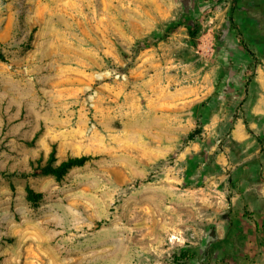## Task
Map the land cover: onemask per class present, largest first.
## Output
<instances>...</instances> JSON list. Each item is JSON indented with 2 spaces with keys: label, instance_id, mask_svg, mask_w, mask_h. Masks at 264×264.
Returning a JSON list of instances; mask_svg holds the SVG:
<instances>
[{
  "label": "rangeland",
  "instance_id": "374dc122",
  "mask_svg": "<svg viewBox=\"0 0 264 264\" xmlns=\"http://www.w3.org/2000/svg\"><path fill=\"white\" fill-rule=\"evenodd\" d=\"M0 264H264V0H0Z\"/></svg>",
  "mask_w": 264,
  "mask_h": 264
},
{
  "label": "trees",
  "instance_id": "16d2710c",
  "mask_svg": "<svg viewBox=\"0 0 264 264\" xmlns=\"http://www.w3.org/2000/svg\"><path fill=\"white\" fill-rule=\"evenodd\" d=\"M196 133L200 134L201 133V128H199ZM192 136H195V135L192 134ZM80 160H82V159L71 158L68 161L63 162L59 167H54L52 165H47V166H44V167H37L35 169V174H43V173L60 174L62 171L66 170L68 167H70L71 165L77 163ZM181 257H184L186 259L194 258L193 255L189 256L188 253H183L181 255Z\"/></svg>",
  "mask_w": 264,
  "mask_h": 264
}]
</instances>
